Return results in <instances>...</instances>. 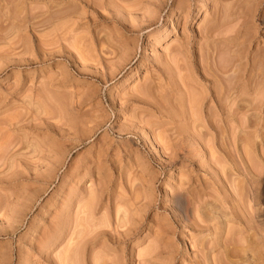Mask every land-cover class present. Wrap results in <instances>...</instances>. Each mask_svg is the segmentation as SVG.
<instances>
[{
	"label": "rangeland",
	"instance_id": "rangeland-1",
	"mask_svg": "<svg viewBox=\"0 0 264 264\" xmlns=\"http://www.w3.org/2000/svg\"><path fill=\"white\" fill-rule=\"evenodd\" d=\"M0 264H264V0H0Z\"/></svg>",
	"mask_w": 264,
	"mask_h": 264
},
{
	"label": "bare ground",
	"instance_id": "bare-ground-1",
	"mask_svg": "<svg viewBox=\"0 0 264 264\" xmlns=\"http://www.w3.org/2000/svg\"><path fill=\"white\" fill-rule=\"evenodd\" d=\"M220 87H221V86H220ZM218 88H219V86H218ZM218 88H217V89H218ZM217 91H218V90H217ZM219 91H221V90H219ZM219 91L216 92L217 94L215 93V94L217 95V97H218V93H219ZM222 91H223V90H222ZM222 91H221V92H222ZM223 92H224V91H223ZM220 95H221V94H220ZM220 95H219V96H220ZM220 98H222V97H220Z\"/></svg>",
	"mask_w": 264,
	"mask_h": 264
}]
</instances>
